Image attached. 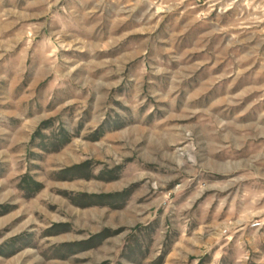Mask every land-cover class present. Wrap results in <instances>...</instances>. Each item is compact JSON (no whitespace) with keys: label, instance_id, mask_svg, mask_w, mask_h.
<instances>
[{"label":"rangeland","instance_id":"374dc122","mask_svg":"<svg viewBox=\"0 0 264 264\" xmlns=\"http://www.w3.org/2000/svg\"><path fill=\"white\" fill-rule=\"evenodd\" d=\"M264 0H0V264H264Z\"/></svg>","mask_w":264,"mask_h":264},{"label":"built area","instance_id":"2783aa9c","mask_svg":"<svg viewBox=\"0 0 264 264\" xmlns=\"http://www.w3.org/2000/svg\"><path fill=\"white\" fill-rule=\"evenodd\" d=\"M262 223H264V222H262V221H260V220H257V221H255V222L253 223V226H259V225H261Z\"/></svg>","mask_w":264,"mask_h":264}]
</instances>
